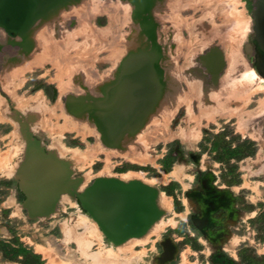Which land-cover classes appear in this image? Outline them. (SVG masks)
I'll list each match as a JSON object with an SVG mask.
<instances>
[{"label": "rangeland", "instance_id": "obj_1", "mask_svg": "<svg viewBox=\"0 0 264 264\" xmlns=\"http://www.w3.org/2000/svg\"><path fill=\"white\" fill-rule=\"evenodd\" d=\"M253 1H155L158 37L165 36L161 39L162 59L169 66H163L164 91L169 96L180 92L185 99L175 106L170 101L165 114L161 111L150 119L156 104L144 122L137 124L119 147L112 148L102 142L88 112L72 114L64 101L71 95H99L100 87L113 79L120 60L133 49V34L142 33L133 14L134 3L66 0L62 8L52 11L56 10L57 17L43 24L33 38V79L16 82L22 86L34 81L35 92L45 101L41 125L35 128L46 139L48 150L54 146L81 154L76 146L83 138L89 158L79 167L88 170L89 181L102 168L143 170L148 177L166 176V182L178 178L185 191L203 171H216L238 194L241 237L250 244L245 248L264 253V75L254 65V50L251 56L247 51L253 34ZM52 17L53 13L47 19ZM10 38L0 29V60L27 53L10 45ZM44 86L47 93L55 90L58 99L49 100L41 90ZM2 96H6L3 90ZM167 102L165 99L163 104ZM1 103L4 99L0 98ZM10 107V115L3 113L6 121L0 123V160L5 161L0 175V264H22L9 258L21 243L41 254L46 264H89L90 256L82 254L79 240L66 237L65 220L73 215V208L62 206L52 218L40 219L22 206L25 195L9 168L21 151L14 141L16 123L26 113L15 110L17 103ZM129 139L133 143L126 142ZM128 145L134 148L130 150ZM204 180L208 181L209 175ZM183 191L177 190L179 199ZM76 213L79 226L86 218L79 208ZM99 250L96 245L90 247V251ZM244 253L243 263L249 264L248 251ZM136 258L143 257L138 254Z\"/></svg>", "mask_w": 264, "mask_h": 264}, {"label": "crops", "instance_id": "obj_2", "mask_svg": "<svg viewBox=\"0 0 264 264\" xmlns=\"http://www.w3.org/2000/svg\"><path fill=\"white\" fill-rule=\"evenodd\" d=\"M33 45L32 50L26 54L7 55L0 60V98L4 99V104L0 105V123L6 121L3 113L7 111L8 114L10 106L15 103L16 111L26 113L22 121L16 123L18 135L14 141L21 151L19 155H14L15 165L9 168L17 187L25 195L22 206L31 209L34 218L38 216L40 219L52 218L62 206L73 208V215L65 217L68 218L65 220L66 237L79 240L78 246L82 254L90 256L89 264H94L99 257L107 255L118 258L117 261L121 264H244L241 251L250 244L246 242V238L241 237L238 194L232 184L222 180L216 171L201 172L204 175L197 176L196 183L185 191L178 178L166 182L165 176L157 174L155 177H148L143 170L130 169L126 172L123 169L115 172L111 168H102L89 181L88 170L79 167L89 158L87 149L83 147V138L78 141L79 146H76L80 147L81 154L77 150L62 147L56 149L54 146L48 150L46 139L35 128L41 125L45 101H42L39 91L35 92L34 81H28L22 86L16 83L22 78L33 79L30 69L34 67L32 64L36 58L31 52L36 48V42ZM46 88L41 87L44 95L49 100H57L56 91L47 93ZM2 90L5 97L2 96ZM20 103L21 108L18 107ZM79 130L81 136H85L83 130ZM4 136L7 134L2 135ZM88 140L87 137L86 141ZM126 142L133 143L130 139ZM128 148L131 150L134 147L128 145ZM4 162V159L0 160V175H3L1 169L5 168ZM207 175L208 181L204 180ZM96 181L113 183L127 193L136 220L134 232L112 240L92 216L84 195L86 189ZM177 190L184 192L181 200L177 196ZM162 195L168 199L167 206L161 202ZM78 208L86 218L79 226L76 225L80 222L76 213ZM186 225L188 230L184 227ZM93 245L104 251H90ZM256 252L259 253L257 250ZM138 254L143 258L138 260Z\"/></svg>", "mask_w": 264, "mask_h": 264}, {"label": "water", "instance_id": "obj_3", "mask_svg": "<svg viewBox=\"0 0 264 264\" xmlns=\"http://www.w3.org/2000/svg\"><path fill=\"white\" fill-rule=\"evenodd\" d=\"M131 1L134 17L147 36L148 46L132 50L121 59L116 76L104 86L102 95H71L66 99L70 113L88 112L109 147H119L125 136L144 122L165 86L161 64L163 49L153 16L156 0ZM66 3V0H0V29L11 37L9 44L18 45L28 53L33 48L29 35L34 25L51 10ZM252 16L253 34L247 46L248 56L254 50V65L264 75V0L253 1ZM84 200L112 240L134 232L136 220L123 189L113 183L96 181L86 189Z\"/></svg>", "mask_w": 264, "mask_h": 264}, {"label": "bare ground", "instance_id": "obj_4", "mask_svg": "<svg viewBox=\"0 0 264 264\" xmlns=\"http://www.w3.org/2000/svg\"><path fill=\"white\" fill-rule=\"evenodd\" d=\"M83 0H81V2H82ZM190 4V3H189ZM62 6V5H61ZM61 6H59V7H61ZM58 7V8H59ZM57 8V9H58ZM62 8V7H61ZM53 10H51L49 13H47L45 16H43L41 19H39V21L34 25V27L32 28V30H31V32H30V39H33L34 37H35V35H36V31L37 30H40V27H42V25L43 24H45L47 21H49V23L50 22H52V20L55 18V16L57 15V12H56V10L54 11V12H52ZM154 11V10H153ZM157 11V10H156ZM53 13V17L49 20V19H47L48 18V16L49 15H51ZM62 14V13H61ZM59 16V15H58ZM160 16V15H159ZM57 17V16H56ZM237 18V17H236ZM235 20V19H234ZM237 21V20H236ZM42 29V28H41ZM44 29V28H43ZM160 30H162V29H160ZM165 32V31H164ZM159 33V32H158ZM137 33H134L133 35V37L135 38V40H133L132 42H133V44H134V46H133V49L136 51V50H140V49H144V48H146L147 46H148V44H149V42H148V40H147V36H146V34H144V33H141V34H139V35H136ZM160 36H161V38H160ZM160 36L158 37V40H159V42L161 43V39L163 40L164 39V34L163 35H161L160 34ZM133 38V39H134ZM165 40V39H164ZM167 45V44H166ZM132 49V50H133ZM169 49V48H168ZM167 52V51H166ZM170 58V57H169ZM22 61V60H21ZM161 64H162V67L163 66H165V67H169L168 66V64H167V62H166V60H164L163 61V59H162V61H161ZM171 69H173V68H171ZM173 71V70H172ZM105 80V79H104ZM104 82V81H103ZM103 84V83H102ZM167 95H169V92H165L164 90L162 91V94H161V96H160V98H159V101H158V103H157V105H156V109L154 110V112H152V114L150 115V116H148V117H150V119H152V118H154V116L156 115V114H159V113H161V111H162V113L163 114H165L166 112L164 111L166 108H169V105L167 104H163V102H164V100L166 99V96ZM184 97H185V94L184 95H182V96H178L177 97V99H176V102H182L183 100H184ZM36 98V97H35ZM178 102V103H179ZM158 111V112H157ZM89 117V116H88ZM156 117V116H155ZM83 118H85V117H83ZM82 119V118H81ZM81 128V127H80ZM55 145V144H54ZM131 147V146H130ZM122 150V149H121ZM125 150V149H124ZM59 153H60V151H59ZM63 153V152H62ZM62 155V154H61ZM78 155V154H77ZM147 157V156H146ZM148 158V157H147ZM103 172V171H102ZM105 174V173H104ZM129 174V173H128ZM111 175H113V174H111ZM131 175V174H130ZM118 176V175H117ZM120 176V175H119ZM122 176V175H121ZM126 176V175H125ZM128 176V175H127ZM141 176V175H140ZM166 177V176H165ZM143 178V177H142ZM158 178V177H157ZM152 180V179H151ZM150 180V181H151ZM164 180V179H163ZM30 181V180H29ZM149 181V180H148ZM152 182V181H151ZM161 182V181H160ZM81 184V183H80ZM32 194V196H33V192L31 193ZM161 202L164 204V205H168L169 203H168V199H167V197L165 196V195H162V197H161ZM172 202V201H171ZM161 206V205H160ZM169 208V207H168ZM159 225V224H158ZM161 225V224H160ZM164 225V224H163ZM161 227V226H160ZM152 233V232H151ZM151 233H150V235H151ZM155 237V236H154ZM136 239V238H135ZM155 239V238H154ZM41 246V245H40ZM47 250V249H46ZM50 250V249H49ZM45 251V250H44ZM42 252V251H41ZM103 253V252H102ZM48 254V253H47ZM50 254V253H49ZM98 254V253H97ZM95 255V254H94ZM94 255H92V256H94ZM100 255V254H99ZM96 257H97V255H96ZM100 258V257H99ZM98 258V259H99ZM96 260V261H94V264H121L119 261H117V259L116 258H114L112 255H107V256H105V257H101L99 260ZM95 260V259H94ZM64 263V262H63Z\"/></svg>", "mask_w": 264, "mask_h": 264}, {"label": "trees", "instance_id": "obj_5", "mask_svg": "<svg viewBox=\"0 0 264 264\" xmlns=\"http://www.w3.org/2000/svg\"><path fill=\"white\" fill-rule=\"evenodd\" d=\"M241 157H239L240 159ZM245 251H248L247 256L251 259L249 264H264V253L260 254L256 252L255 248H243L241 251V255L246 260ZM11 259H18L22 262V264H46L45 260L43 259L42 255L34 252L33 250L27 248L26 246H23V244H20V248L17 249V252L12 257H9Z\"/></svg>", "mask_w": 264, "mask_h": 264}, {"label": "flooded vegetation", "instance_id": "obj_6", "mask_svg": "<svg viewBox=\"0 0 264 264\" xmlns=\"http://www.w3.org/2000/svg\"><path fill=\"white\" fill-rule=\"evenodd\" d=\"M10 45H12V44H10ZM13 46H18V45H13ZM18 47L21 48L20 46H18ZM206 62H207V60H206ZM208 62H209V61H208ZM166 68H167V67H166ZM168 68H169V67H168ZM168 68H167V69H168ZM116 73H117V72H116ZM116 73H115V76H116ZM115 76H114V77H115ZM114 77H113V79H114ZM111 80H112V79H111ZM111 80H109V81H111ZM109 81H108V82H109ZM108 82H107V83H108ZM107 83H106V84H107ZM106 84H103V85L100 87V94H99V95H94V96H100V95H102V92H103L104 86H105ZM180 94H181V93L178 92V93L175 94V95H174V94H173V95H170V96L167 95V96H166V99H168L167 104L170 106V101H171V102L173 103V105L175 106V104L179 102V101L176 102V99H177L178 96H181ZM66 99H67V98H66ZM184 99H185V98H184ZM246 156H247V155H246Z\"/></svg>", "mask_w": 264, "mask_h": 264}]
</instances>
